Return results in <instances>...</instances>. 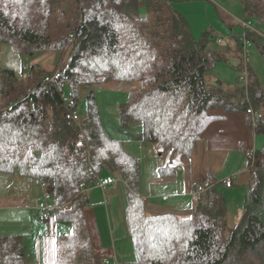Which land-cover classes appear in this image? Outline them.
Masks as SVG:
<instances>
[{
    "label": "trees",
    "instance_id": "obj_1",
    "mask_svg": "<svg viewBox=\"0 0 264 264\" xmlns=\"http://www.w3.org/2000/svg\"><path fill=\"white\" fill-rule=\"evenodd\" d=\"M240 1L247 20L264 24V0ZM213 39L205 32L196 40L171 0H0V46H11L21 59L41 51L69 55L50 74L53 82L39 65L30 67L27 81L13 69L1 72L0 172L50 183L53 215L72 226L58 237L52 264H103L86 211L88 188L105 174L128 187L135 255L129 264H264V146L248 154L251 184L235 227L227 225L219 186L188 219L150 216L140 194L141 163L106 131L96 96L110 82L126 83L120 128L139 127L142 141L171 160L192 156L218 118L214 111L254 109L261 117L247 116L264 137V87L249 66L246 79L232 84L215 77L227 51L212 50ZM246 40L264 58V37L248 29ZM237 41L241 54L243 40ZM82 99L87 113L78 124L66 110L72 101L78 113ZM175 171L170 162L160 169L162 176ZM0 264L37 263L26 256L21 237L0 235Z\"/></svg>",
    "mask_w": 264,
    "mask_h": 264
},
{
    "label": "crops",
    "instance_id": "obj_2",
    "mask_svg": "<svg viewBox=\"0 0 264 264\" xmlns=\"http://www.w3.org/2000/svg\"><path fill=\"white\" fill-rule=\"evenodd\" d=\"M171 1L187 18L193 37L209 32L217 37L216 42L217 39L225 41V46L211 42L212 50L223 51L221 48L225 47L224 51L232 52L231 43L223 36L234 41L246 40L248 29L264 37V24L247 20L240 0ZM107 109L113 111L119 124V108ZM213 114L218 118L203 133L191 157L176 155L171 160L169 152L152 147L157 163L154 161L151 167L150 186L141 185L142 162L121 140L125 150L141 163L140 194L150 216L188 219L204 203L207 191L216 186L231 199L237 198L238 192L248 194L251 184L248 154L262 150L264 137L255 132L253 121H249L245 112L214 111ZM124 132L126 139L133 141V129ZM137 136L142 143L141 131ZM169 162L176 171L162 176L160 169ZM109 177H113L115 183L106 190L98 185L88 188L91 207L86 211V218L93 245L103 264H129L135 260V255L127 221L128 187L110 174L103 175L102 179ZM228 179L233 181L231 188L224 185ZM43 184L19 173L0 172V235L21 237L24 252L32 263L52 264L57 259L58 237L69 234L72 226L59 222L54 215L48 222L41 221L38 206L46 192Z\"/></svg>",
    "mask_w": 264,
    "mask_h": 264
},
{
    "label": "rangeland",
    "instance_id": "obj_3",
    "mask_svg": "<svg viewBox=\"0 0 264 264\" xmlns=\"http://www.w3.org/2000/svg\"><path fill=\"white\" fill-rule=\"evenodd\" d=\"M194 38L196 40H200L201 36L195 35ZM216 38L217 37H215L212 42H216ZM223 38L227 41V43H231L229 50L232 52H226L227 59H224L223 61H220L216 64L213 70L214 76L224 80L227 83L232 84L236 81L237 78L246 79L248 71L247 68L249 66L256 73L260 85L264 87V58L261 54L260 49L252 42L244 39L242 41L243 50L241 54L234 53L235 50H239L237 48L238 41L236 39L234 41L231 38H227L224 36ZM239 39L241 40V38ZM221 49L226 50L225 47ZM68 56V53L67 55H65V57H61V55L57 52L41 51L34 58L25 56V58L21 59L11 46L2 45L0 46V89L1 72L3 69H13L18 75L23 73V77L25 78V81H27V78L31 75V71L25 72L23 69V65L26 64L30 67L32 65H39L41 66V68L45 69L46 73L49 74V78H47L51 80L56 75V70H59L60 67L65 64ZM52 72L55 73L54 76L52 75L53 77L50 76ZM127 88L128 87L126 83L110 82L105 86V88H97L96 96L106 131L112 138L123 140V142H125V146L128 147V150L133 155L138 157L142 162L144 173L141 185L143 187H146L150 186L149 175L151 167L153 166V162L155 161V163H157L153 148L156 150L159 147L154 145L153 143H140L137 136V133L140 132V128L137 126L133 127V133H135L134 139H132L133 141H128V139H126L125 132L121 130L120 125L117 122L118 120L115 114H113L112 110L107 109L108 107H110L115 111L116 107L118 109L122 103H125L128 100L129 95ZM66 94L67 96L70 95L69 92ZM78 113L81 117H84L87 113V104L84 99H82V102L79 105ZM242 193L243 192H238V197L234 199L229 198L225 193L228 208L227 225L230 228L235 227L241 221L244 201L245 197L247 196L246 193H244V195Z\"/></svg>",
    "mask_w": 264,
    "mask_h": 264
},
{
    "label": "built area",
    "instance_id": "obj_4",
    "mask_svg": "<svg viewBox=\"0 0 264 264\" xmlns=\"http://www.w3.org/2000/svg\"><path fill=\"white\" fill-rule=\"evenodd\" d=\"M216 44L219 46H225V41L223 39H217ZM23 66H24L23 69L25 72L30 71L29 65L24 64ZM50 81L53 82L54 78H52ZM72 109H74V107H73V102L71 101L70 105L67 107V110H66V117L68 119H71V121H74L80 124V117L78 113L73 114ZM247 114L251 115L253 117V120L261 117V115L256 113L254 109L252 108L247 110ZM250 157H251V154H250ZM114 183H115V179L113 177H109L107 179L99 178L97 181V185L104 190H106L109 186L113 185ZM43 185L46 189V192L44 194V198L39 203L38 208L41 211V221L48 222L51 220V217L53 216V212L55 210V205L52 203L55 197L53 196V193L51 192V184L44 182ZM224 185L227 188H231L233 187V181L231 179L225 180Z\"/></svg>",
    "mask_w": 264,
    "mask_h": 264
}]
</instances>
